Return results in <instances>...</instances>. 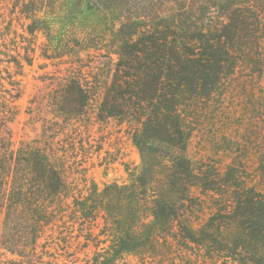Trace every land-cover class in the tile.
<instances>
[{
    "label": "rangeland",
    "instance_id": "obj_1",
    "mask_svg": "<svg viewBox=\"0 0 264 264\" xmlns=\"http://www.w3.org/2000/svg\"><path fill=\"white\" fill-rule=\"evenodd\" d=\"M30 1L0 0V125L6 114L1 126L13 147L41 146L57 158L70 207L73 197L93 189L144 182L149 201L157 197L163 206L181 200L184 207L167 227H157L165 238L152 257L116 254L122 233L104 210L80 219L64 205L34 253L0 248V264H264V0H108L105 10L84 0H37L38 17L50 23L49 40L26 31L31 19L20 10L31 8ZM136 12L142 16H130ZM162 29L164 40L186 44L192 53L205 38V44L215 42L213 30L238 46L224 77L177 97L182 104L173 121L182 136L160 128L136 145V122L95 118L100 93L80 118L55 117L50 99L62 78L76 73L94 84L107 68L113 71L110 62L118 58L109 50L126 36L156 38L154 31ZM86 45L101 49L82 50ZM26 49L30 64L22 58ZM54 51L68 53L42 56ZM9 54L20 68L6 60ZM17 90L19 97L11 98L8 92ZM137 230L149 232L140 225Z\"/></svg>",
    "mask_w": 264,
    "mask_h": 264
},
{
    "label": "trees",
    "instance_id": "obj_2",
    "mask_svg": "<svg viewBox=\"0 0 264 264\" xmlns=\"http://www.w3.org/2000/svg\"><path fill=\"white\" fill-rule=\"evenodd\" d=\"M35 2L37 0H31V8L24 6L20 10L31 19L26 31L32 36L36 32H42L49 40L50 23L38 17L33 6ZM84 2L99 9L105 10L109 7L108 0ZM49 7H53V2H50ZM130 16L137 17L142 14L136 12ZM213 27L216 30V27ZM214 30L211 36L216 37L215 42L205 44L206 38L202 36L205 39L193 53L186 44L179 45L164 40L163 29L154 31L158 34L156 38L137 39L132 38V34L126 36L127 41L122 42L116 49L109 50L118 58L114 63L110 62L114 65L113 71L111 67L107 68L105 75L94 84L87 85V81L76 73L62 78V82H59L60 89L56 90L50 99L55 117L63 121L80 118L86 113L92 96L100 93L98 95L101 96V100L95 118L100 121L115 118L136 122L138 125V131L134 135L136 145L139 146V139L142 137L153 138L160 128L173 130L182 136L179 123L173 121L174 118L178 119L177 107L182 104L178 102L177 97L191 92L194 85L200 84L201 88L206 90L208 83L216 79L219 81L230 70L234 59L233 52L238 49L235 42L229 38L231 36H227L230 42L223 41L222 37L226 34L217 36ZM80 47L82 50L101 49L92 45ZM64 53L68 52L54 51L52 54L43 52L42 56L58 58L63 57ZM8 56L10 57L6 59L8 62L13 61L18 68L22 66L18 58L10 54ZM22 58L30 64L27 49ZM79 66L83 67L84 64ZM11 84L12 89H15L14 84ZM8 93L11 98L19 97L18 90L15 94ZM15 114L16 112H11L7 119L10 120ZM1 119L3 125L6 114H3ZM1 125V249L19 255L34 253L39 239L46 230L51 229L58 212H64L67 208L74 217L84 219L91 218L102 209L106 215L104 218H110L116 225L113 227L115 231L122 233L117 237L120 244L115 243L116 254L124 251L134 252L142 259L155 256L160 239L165 238L158 232L157 227H167L170 224L178 210L184 207L181 200H177L178 204L174 205L172 203L157 205L160 202L157 201V197L151 198L150 201L147 199L144 182L141 186L113 184L106 186L101 192L93 189L86 197H73L70 207L64 202L68 197L69 186L57 158L49 156L41 146L32 147L22 143L14 148L11 134ZM46 130L47 128L43 130L44 136ZM98 201L105 202L99 204ZM149 217L153 218V223L148 222ZM139 225L149 228V232L141 233L137 230Z\"/></svg>",
    "mask_w": 264,
    "mask_h": 264
}]
</instances>
